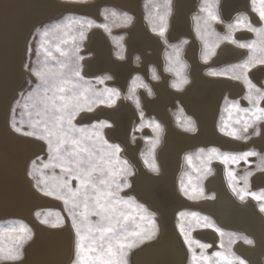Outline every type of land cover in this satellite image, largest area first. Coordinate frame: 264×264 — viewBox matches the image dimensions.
Returning <instances> with one entry per match:
<instances>
[{"label":"rangeland","instance_id":"obj_1","mask_svg":"<svg viewBox=\"0 0 264 264\" xmlns=\"http://www.w3.org/2000/svg\"><path fill=\"white\" fill-rule=\"evenodd\" d=\"M56 1H59L60 3H64V4L68 3L67 5H70L72 7L84 6V5H96L99 7L96 9L95 13L85 12L78 9L67 10L63 13H54L49 17L35 23L30 28L29 33H27L25 37L24 49H23L24 51L22 52V58L20 63L21 64L20 68L22 70L23 78L21 79V83L18 86V88L15 90L8 105V109H7L8 113L6 115V125L14 135L16 134V136L22 138L26 137L27 139L36 141L41 145H43L42 146L43 150L30 157V159L28 160L25 166V175L33 191L36 194L38 193L37 194L38 196L47 199L49 203L47 202V204L37 205L35 206L36 208L33 207L30 212L32 215L30 214L29 217L20 216V215H8L6 217L0 218V226H3L5 229L3 233L5 244L9 243V236L11 235V233H9L8 228L11 225L15 224L18 227L19 224L22 223L31 230V239L28 240L23 246L22 258L14 262L0 261V264H16L25 259L27 248L35 239L36 225L41 227L45 226V228H53V229L59 228L61 230L64 229L68 230L70 236L72 235L71 251L69 258L66 260L65 264H73V260L75 259V239H76L75 231L72 228L71 218L64 205V202L53 196L44 195L41 191L38 190L36 186V180L33 179V177L29 176L28 174L29 171L31 170L33 161H36L37 165H40L41 159L45 162L47 161L48 158L47 145L45 144L44 141L38 140L34 136H25L22 135L21 133L15 132L11 126V122L13 119V107L16 105L17 101L23 103V97L21 96V93H23L26 96L27 93L31 91L32 88L35 87L36 83H38L36 76L33 75L31 71V69L36 65V61L38 59L37 48L38 45L40 44V36L38 35L37 30L43 29L45 26L58 23L62 21L65 17L84 18L86 20H90L94 22V25H107V30H105L104 27L93 26L89 28L87 27V25H85L84 26L85 38L82 41L78 39L74 41L79 45L80 48L78 55L83 57V59L79 61L81 67V75L85 78V80L90 81L92 87L97 92L102 94L100 98L105 100V103L94 104L93 110L90 112L81 111L77 115L73 123H75L77 126H91L92 124L97 123L99 121H107L111 125V127H106L102 130L103 136L109 143L120 145L122 151L119 153V155L120 157L128 161L134 173L133 175L127 177L129 183L131 184V187L123 189L120 192V196L124 198H127L129 196L134 197L137 203L144 205L148 209V211L154 213L155 223L157 225L158 231L156 232L155 236L152 239L146 240L144 243L140 244L138 247L130 251L127 257L128 264H137L135 262L136 252L138 250H142L148 247L149 245H152L155 242H156L155 244L159 243L165 232H174L173 234L174 236H176L177 240L179 241V245L181 246L183 251L184 261L182 264H190L192 253L189 251L188 245L185 244L184 238L183 236H181L180 230L177 227V225L178 223L181 222L185 224L189 222L192 223L195 222L192 221V218L190 216L181 218L179 216V213L181 212H185V213L195 212L202 217H208L216 228L221 229L226 234L224 237H221L220 233L217 232L212 227L193 228V230L191 231V238L193 240L199 241L201 244L210 245V247L203 250H201L195 244L193 245V249L198 257L200 256L201 251H203L204 256L211 258L206 262L201 261L200 264H212L213 261H216L217 264H225V262L220 257L213 256V253L216 252H221L225 256H228L229 253H231L232 256H229V258L239 257L245 262V264H253L239 249L235 248L236 243H242L248 247L256 246V242L254 241L253 237H251L250 235L246 234L243 231L235 230L222 225L214 218V216L210 212L199 208L201 206L200 205L201 203H207V202L211 203V201L214 202L220 197L221 195L220 192L216 191V189L213 188L212 186V182L216 178L215 176H217V170L219 169L220 173L222 172L221 175L225 183L226 189L229 192V194L233 197V199H236V201L238 202H248L250 200L252 204L257 208L260 215L264 218V212L260 211V206L261 204H264V200L254 199L251 195V193H257V195H259L261 191L264 190V185H259L260 187L259 186L257 187L254 186L253 183L255 177L256 178L264 177L263 176L264 168L258 167V165H260V157H264V139H263L264 121L257 122L253 128H249L248 132L243 134L244 136L247 137V139H235L232 136L228 135L227 133L231 131L234 127H239V125L235 124L236 118L239 115H245V114L242 113L238 114L235 111V109H233L230 106V104L225 103V99L227 98L229 102L232 101L238 102L240 108H251L252 105L249 103V100L246 98L248 95V89L242 79L231 78V73L225 75L210 74L212 72H216V73L225 72L227 69L230 68V66L241 63L242 61L247 59L249 55V50L247 48H240L236 44L230 43L228 41H223L219 44V47L215 48V54L210 56V58L205 62L202 59L204 42L200 38V35H198L197 33V21L195 19V17L197 16L203 17L206 15V13L201 11V6L203 5L204 0H195L196 1L195 2L196 5L194 8L195 10L193 11L190 17L191 19L190 29L194 37V41L196 42L197 45V61L199 64L204 66L201 72L203 71L202 74L205 77L211 79V81H209V84H211L212 86H210L208 90L209 91L208 93H210L208 96L213 97L215 99L214 101L215 103L210 104L206 100V98L208 97L206 96L204 97L205 101L203 100V102L204 103L207 102L205 104L209 105V107L214 109L213 116L211 115L214 135L218 136L217 138L220 139L221 143L227 142L232 144L233 146L228 144L225 147L222 146L221 144L210 142L209 144L196 143L192 147H187L178 154V156L179 155L180 156L179 157L177 156L178 157L176 161L177 164L175 163V165H173L174 168L175 167L176 168L174 169L173 166L171 168V172L173 171L174 172L169 173V177H170L169 184L170 182H172V178H174V186H173L174 188L169 184L164 186L162 182L158 185H154L152 180L157 181L160 178V176L164 173L163 172L164 167L159 160V154L162 152V149L166 148L167 150L168 149L170 150V145L168 146L166 144V139H164L166 138V134L168 130L167 129L169 124L168 120L170 121L172 129L174 128L173 130H175L180 135H185V136L195 135L199 129L198 116L192 113V110L191 109L189 110V108L185 106V104L181 102L179 98H177V96L182 95L183 93L188 91L191 88V86H193L194 77H193V67L191 64V60L188 57V51L191 48L190 46L192 44L191 42L192 39L188 35L182 33L181 35L178 34L177 36L173 37L172 22H174V16L176 13L175 0H171V11L166 18L167 27L163 37H161L158 34V32L153 31V25L159 23L158 20L156 19V9L154 5L163 4L164 0H137L136 2L137 12L129 8H124L115 5V3L104 2L99 0H56ZM210 2H213L215 4V11L220 17V22H213L211 24V28L214 29L215 32L219 33L221 36L227 33L228 31L227 25L233 23L239 14H245L254 26L256 27L261 26V21L259 19V16L257 15V13L253 12L252 10L251 0H248V11L251 12L253 16L247 11H241L233 14L230 18H227L224 15V11H223V7L225 3L224 0H210ZM113 10L117 14L127 13V15L131 17V21L125 22L124 19L122 18V15L113 17L111 15V12ZM253 17L258 18L256 22L253 20ZM141 22L142 25L145 27V29L148 31V33L154 36L155 38H157L159 40V44L161 43L160 44L162 51L160 52V58L162 61L161 67H158L157 63L155 62L156 58H154L153 56L154 46L147 45L146 47H144L145 49H143V47L137 48V47H133L131 42L129 41L130 40L129 32L135 29L136 27H138V25ZM200 23L202 25L203 21H201ZM79 28L80 25L78 24L74 26V29H79ZM95 31L102 33V35L107 40L109 46V55L107 56V58L109 59L108 60L109 62L114 63L113 68L109 67L108 64L107 66L104 65L102 66L101 64L98 65L99 59H97L98 57L90 49L89 44H90L91 35ZM73 34H76L75 31L73 32ZM233 36L235 40L241 42H249L256 39L255 34L247 30L235 31L233 33ZM184 41H186V43H183ZM53 43H55V41H53ZM69 43L71 44L73 43V41L70 40ZM173 46H180L179 59L184 65H186V67L180 69V71L181 74L187 78L188 82L186 84H183L180 89L174 88L172 86L173 82L178 80L176 71L179 68L178 65L172 63V61L175 60ZM61 47H66V45L61 44ZM227 47H232L239 50L240 55L239 57L235 56L233 59H231L232 61L226 60L220 62L224 58L223 53L226 51L225 48ZM29 49H31V51H29ZM42 55L43 54H41V58ZM56 55H58V53ZM87 60L96 61L97 63L98 69L95 70L93 74L87 73V69H86ZM168 69H172V70H168ZM255 69L264 70V65L257 64L255 67H252L247 72V76L252 81V83L256 85L257 88L264 90V77H262L258 81L254 75L256 71ZM153 70L155 71L156 77H158L157 79H153ZM104 77H110V79H105L103 83H98V78L102 79ZM137 77H139V80L136 79ZM164 81H165V86L167 88L166 92L168 95V98H166L165 99L166 101L164 102L165 104L164 109L168 118H166V116L165 118H163V116L156 111V107L154 106L155 105L154 102L157 98V92H156L157 85L163 84ZM214 81H221L225 83V87L217 88L218 87L217 85H216L217 87L213 86L215 85L212 83ZM217 83L219 84V82ZM141 84L147 85V88L142 87ZM106 88L116 89L119 92V96L115 98V102L111 106H108L107 103L108 94L104 92V89ZM148 89H151V94H149ZM136 99L139 100V108L135 103ZM122 101L126 104L127 107L120 108V110H118L119 112L118 111L116 112L118 115H114L112 118L104 115L97 119H93L91 121H86V122L80 121V117H82V115L85 113H94L95 111L100 109H107V110L115 109ZM258 107L264 108V100H261L259 102ZM23 112L24 110L22 108L16 107L15 119L17 121L18 126H20V121L24 120L25 123L22 125L23 130L28 131L29 128H28V124L26 123L28 117L27 115H22ZM141 113H143V120L141 119ZM151 121L158 122L162 127V132H160L159 134V142L155 145L154 151H152L153 141L156 140L157 134L156 132L153 131L152 127L148 126L149 122ZM142 123L144 124V126L140 127ZM221 128H224V131H222ZM256 130L259 131V135L255 134ZM124 137H126V140L124 139ZM180 146L181 145L179 144V142H177V144L175 142V145H171V148L173 147L172 149L174 150L176 149V147L179 148ZM172 149L170 151H172ZM201 149L204 150L203 153H201L200 151ZM210 149H217L218 153L220 154L231 153L234 155H239L244 152L253 151L258 153V155L249 156L247 157L246 160H239L237 162L229 161L226 164L223 162L222 159L217 158L216 156L209 158L208 153ZM134 152L137 154L138 161L141 163L144 173L141 174L139 173L135 163L131 159L132 154ZM187 156H191V162H189V160L186 159ZM38 157L41 159H38ZM153 159L156 165H158L159 168L158 172H154L150 170L148 164L145 163V160H148L150 164ZM44 171L45 174L49 176L53 173V171L57 175L60 174L59 168H56L54 170L45 169ZM229 172L233 173L236 177L235 181L232 182V186H230V177L228 175ZM248 173H251V175H248V186L246 192L242 193L244 195V199L241 200L240 196H238L233 191V187L237 188L238 190L243 189L245 185H244V180L242 178L245 177ZM156 176H158V178H155ZM38 178H39V174H37V179ZM146 178L148 180H146ZM182 182L185 186L184 191L181 190ZM4 183L6 184L7 182L2 180L0 184V191L2 189L4 191L5 189L4 192H7L8 186H5ZM76 183L77 182L75 180L72 181L73 188L76 187ZM41 187H43V185H41ZM14 188H13L14 190L13 193L14 192L15 193L13 194L12 197L15 198V201L14 202L10 201V203L11 205H15L16 208L18 209V207L21 208L23 204H25L24 203L25 200L23 199L24 197L21 196L22 195L21 193L18 194L20 188L18 186ZM200 189L203 190L202 193ZM16 190H18L17 191L18 195L16 194ZM185 192H187L188 194L186 195ZM150 196L155 197L156 201L151 202V200L147 198ZM18 197L20 198V200L18 199ZM4 198L6 199L1 200L0 203L5 204L4 202L7 201L6 204H10L8 203L9 202L8 198L7 197ZM166 198L168 200L167 201L168 204L165 205ZM164 207H166L167 209H165ZM169 211H173L171 218L169 217L168 214L170 213ZM58 217L61 218L59 221H58ZM90 219L95 221L98 218L92 216L90 217ZM42 221H47V223ZM57 223H59V226L56 227L52 226L53 224H57ZM204 230H211L214 232L216 236L214 243L199 236L198 232ZM228 233L235 234L238 237H247L249 240L252 241V243L251 244L245 243L243 239H234L230 243L229 237L227 235ZM261 260H262V264H264V255L262 256Z\"/></svg>","mask_w":264,"mask_h":264},{"label":"snow or ice","instance_id":"obj_2","mask_svg":"<svg viewBox=\"0 0 264 264\" xmlns=\"http://www.w3.org/2000/svg\"><path fill=\"white\" fill-rule=\"evenodd\" d=\"M252 10L257 13L261 21V26H254L245 14H239L235 21L227 25L228 31L224 35L216 33L211 28L213 22H220V17L215 11V4L210 0H204L201 11L205 16L195 17L197 21V33L204 42L202 59L206 62L210 56L215 54V48L223 41L236 44L240 48H247L249 55L247 59L239 64L230 66L225 72H212L211 75H225L231 73V78L242 79L248 89L247 99L252 105L251 108H240L236 101L226 104L235 109L239 115L234 127L227 134L235 139H247L244 133L249 128H253L257 122L264 121V108H259V102L264 100V90L257 88L248 78L247 72L257 64L264 65V0H251ZM156 9V19L158 24L153 25V31L163 37L166 31V18L171 11V0H164L163 4L154 5ZM107 11V10H106ZM113 17L122 15L125 22H130L131 17L124 14H117L114 10L111 12ZM201 21L203 24L201 25ZM80 25L79 29H74L75 25ZM85 25L87 27H104L107 25H94V22L84 18L65 17L62 21L38 29L40 44L37 48L36 65L31 69L32 74L36 76L38 83L31 91L23 97V103L16 102L13 107V119L11 126L17 133L25 136H34L42 140L47 145L48 158L40 165L36 161L32 162L29 176L36 180V186L46 196H53L64 202V205L71 218L72 228L75 231V259L73 264H128L127 257L130 251L146 240L152 239L158 231L155 223L154 213L135 201L134 197H121L120 192L131 187L127 177L133 175L131 165L126 159L120 157L122 151L120 145L109 143L103 136L102 130L111 127L107 121H99L91 126H77L73 121L81 111H92L96 103H105L101 99V93L97 92L90 81L85 80L81 75L79 61L83 57L79 56V45L74 41L85 38ZM238 30H247L255 34L256 39L249 42H241L234 39L233 33ZM75 31L76 34H73ZM50 38V39H49ZM73 43H69V41ZM55 41V43H53ZM183 43H186L184 41ZM61 44L66 47H61ZM175 60L172 63L179 66L176 71L178 77L172 86L180 89L186 84L187 78L181 74L180 69L186 67L180 59V46H173ZM31 51V49H29ZM58 53V55H56ZM41 54L42 58H41ZM172 70V69H168ZM153 70V79H157ZM110 77L98 78V83H103ZM139 80V77L136 78ZM135 84V81H134ZM147 88V85L141 84ZM131 91V90H130ZM108 94V106L115 102L119 96L116 89H104ZM151 94V89H148ZM135 103L139 108V100ZM16 107L24 110L22 115H27L28 131H24L22 125L24 120L20 121L18 126L15 119ZM143 120V113H141ZM142 123L140 127H143ZM150 127L156 132L157 138L153 141L155 145L159 142V134L162 127L158 122H149ZM224 131V128H221ZM255 134L259 135L256 130ZM203 153V149L200 150ZM209 158L216 156L224 163L229 161L237 162L246 160L249 156H257L258 153L248 151L239 155L231 153H218L217 149L209 150ZM191 162V156L186 157ZM150 170L158 172L159 168L154 159L149 164L145 160ZM260 168H264V157H260ZM60 169L57 175L54 171L49 176L45 174V169ZM37 174L39 178L37 179ZM230 177V186L236 177L233 173H228ZM248 173L242 179L245 187L233 191L244 199L242 193L246 192L248 186ZM75 180L76 187H72V181ZM43 185V187H41ZM184 184L181 183V190L184 191ZM202 193V189H200ZM187 195L188 193L185 192ZM257 200H264V190L259 195L251 193ZM260 211L264 212V204H261ZM58 215V214H57ZM95 216L98 219L91 220ZM181 218L190 216L192 221L187 224L181 222L177 227L185 244L188 245L192 253L190 264H200L201 261H208L211 258L204 256L201 251L198 257L193 249L195 244L201 250L210 247L207 244H201L199 241L191 238V231L194 227H212L220 233L221 237L226 234L210 221L208 217H202L198 213H179ZM61 218L58 217V221ZM47 223V221H42ZM53 227L59 226V223L53 224ZM5 229L0 226V261H18L22 258V249L24 244L31 239V230L22 223L17 227L15 224L8 228L9 243L4 242ZM229 242L234 239H243L245 243L251 244L252 241L247 237H238L235 234L228 233ZM223 246V245H222ZM213 256L220 257L225 264H245L239 257L229 258V253L225 256L221 252L213 253ZM212 264H217L213 261Z\"/></svg>","mask_w":264,"mask_h":264},{"label":"bare ground","instance_id":"obj_3","mask_svg":"<svg viewBox=\"0 0 264 264\" xmlns=\"http://www.w3.org/2000/svg\"><path fill=\"white\" fill-rule=\"evenodd\" d=\"M99 1L115 3V5L124 8H129L137 12V6H136L137 0H99ZM195 2H196L195 0H175L176 13L174 16V22H172L173 23L172 32H173V37L177 36L178 34L181 35L182 33L188 35L192 39V41L190 40L192 44L190 46L191 48L188 51V57L191 60V64L193 67V77H194L193 86H191V88L182 95L177 96V98H179L180 101L183 102L185 106L189 108V110L191 109L192 113L198 116L199 129L195 135H191V136L180 135L175 130H173L174 128L172 129L170 121L168 120L169 123L167 128L168 130H167L166 138H164L166 139V144L168 146L170 145V150L173 148V147L171 148V145H175V142L176 144L177 142H179L181 146L179 148L176 147V149L174 150L172 149V151H170L169 149L167 150L166 148L162 149L161 153L159 151L160 153L159 160L164 167L163 168L164 173L161 176L159 175L160 178L157 181L152 180L154 185H158L161 182L164 184V186L169 184V179H170L169 173L174 172V171L171 172V168L173 165H175V163L177 164L176 162L177 158L180 156V155L178 156V154L187 147H192L196 143L209 144L210 142L218 143L225 147L228 144L233 146L232 144L227 142L221 143L220 139L217 138L218 136L214 135L213 127H212V119H211V115L213 116L214 109L209 107V105L205 104L207 102L205 103L203 102V100L205 101L204 97L210 94L208 93L209 92L208 90L212 85L209 84V81H211V79L205 77L202 74L203 71L201 72L204 66L199 64L197 61V45L196 42L194 41V37L190 29V23H191L190 17L193 11L195 10L194 9L196 5ZM224 2L225 3H224L223 11L225 17L227 18H230L233 14L237 12H241V11L249 12L248 4H247L248 0H224ZM67 4L60 3L59 1L56 0H0V168H1L0 184L2 180L7 182L6 183L7 185L5 183L4 184L5 186H8L7 192L9 191L8 193L4 192L5 189L4 191L3 189L0 191V201L3 199L5 200L6 198L4 197H7L9 200L8 203H10V201L14 202L15 198L12 196L15 193V192L13 193V191L15 190L14 187L17 186L20 188L19 189L20 192L16 190V194L18 191V194L21 193L22 195L21 194L20 195L23 196L24 197L23 199L25 200L24 201L25 204H23L21 208L18 207V209L16 208L15 205H11V203L6 204L7 201L6 202L3 201L5 204L0 203V216L20 215V216L29 217L31 214L30 213L31 209L33 207L37 205L47 204L48 202L47 199L38 196L37 195L38 193L36 194L33 191L25 175V166L28 160L36 153L42 151L43 145H41L36 141L27 139L26 137L22 138L16 136V134L14 135L6 125V115L8 113L7 109L10 100L15 90L20 85L21 79L23 78L22 70L20 68L21 66L20 63L22 58V52L24 51L23 50L24 41L27 33H29V30L33 26V24H35V22L39 21L45 16L49 15L50 13L54 11L56 12V10L59 11L67 8H73L85 12L95 13L96 9L99 7L96 5H84V6H75L76 7L75 8ZM249 13L252 15L251 12ZM257 19L258 18L253 17V20L255 22L257 21ZM129 34H130L129 41L131 42L133 47H137V48L143 47V49H145L144 47H146L147 45L154 46L153 56L154 58H156L155 62L157 63L158 67H161L162 65V61L160 58V52H162L160 45L161 43L159 44V40L148 33V31L142 25V22L138 25V27L130 31ZM89 45H90V49L98 57L97 59H99L98 65L101 64L102 66L103 65L107 66L108 64L109 67L113 68L114 63L109 62L108 61L109 59L107 58V56L109 55V46L107 40L102 35V33L95 31L91 35ZM225 49L226 51L223 53L224 58L220 62L231 60L235 56L239 57L240 55L239 50L235 48L227 47ZM86 67H87L86 68L87 73H91V74H93L95 70L98 69L96 61H92V60L91 61L87 60ZM254 75L256 79L259 81L262 77H264V70L257 69ZM217 82H219V84ZM212 83L215 84L213 86L217 85L218 86V87L216 86L217 88L225 87V83L221 81H214ZM166 89L167 88L165 86V81L163 84L157 85V91H156L157 98L154 102L156 111L160 115H162L163 118H165V116L166 118H168L164 109V105H165L164 102L166 101L165 99L168 98ZM206 100L210 104L215 103L214 102L215 99L213 97L208 96ZM122 107H127L123 101L115 109H111V110L100 109L97 111L103 110L104 111L103 115L112 118L114 115H118L116 112L120 110V108ZM92 114L93 113H85L82 115V117L84 116L89 117ZM124 139L126 140V137H124ZM131 159L135 163L139 173L140 174L144 173L143 167L141 166V163L138 161V157L135 152L132 154ZM221 173L220 170L218 169L217 176H215L216 178L212 182L213 188H215L216 191L220 192L221 194L220 197L214 202L211 201V203L210 202L201 203L200 204L201 206L199 208L210 212L214 216V218L222 225L235 230L243 231L246 234L253 237L254 241L256 242V246L248 247L245 244L236 243L235 248L239 249L253 264H262L261 259L262 256L264 255V218L260 215L257 208L252 204L250 200L248 202H238L236 201V199H233V197L229 194V192L226 189ZM155 178H158V176H156ZM146 180L148 179L146 178ZM253 183L254 186L257 187L259 185H264V177H258V178L255 177ZM169 185L172 187L174 186V178H172V182H170ZM147 198H149L151 202L156 201L155 197L150 196ZM18 199L20 200L19 197ZM165 201H166L165 205L168 204L167 198L165 199ZM164 208L167 209L166 207ZM169 212L170 213L168 214L169 217L171 218L173 211H169ZM35 232H36L35 239L28 246L25 259L16 264H65L66 260L69 258L71 251L72 235L70 236L69 231L65 229L61 230L59 228L58 229L45 228V226L41 227L36 225ZM173 233L174 232H165L159 243L155 244L156 243L155 242L152 245H149L148 247L142 250H138L135 255L136 256L135 262L137 264H182L184 261L183 251L181 246L179 245V241L177 240L176 236H174ZM198 234L200 237L209 240L212 243L215 242L216 236L214 232L211 230H204L198 232Z\"/></svg>","mask_w":264,"mask_h":264},{"label":"water","instance_id":"obj_4","mask_svg":"<svg viewBox=\"0 0 264 264\" xmlns=\"http://www.w3.org/2000/svg\"><path fill=\"white\" fill-rule=\"evenodd\" d=\"M71 9H73V8H67V9H63V10H56V12L54 11V12H52V13H50L49 15H47V16H45L44 18H42V19H40L39 21H41V20H43V19H45V18H47V17H49L50 15H52V14H54V13H57V12H60V13H63V12H65V11H67V10H71ZM39 21H37V22H39ZM37 22H35V23H37ZM34 25V24H33ZM103 110H101V111H97V112H95V113H93L92 115H90L89 117H81L80 118V121H82V122H86V121H91V120H93V119H97V118H99V117H101V116H104L103 115ZM6 216H8V215H1L0 216V218H2V217H6Z\"/></svg>","mask_w":264,"mask_h":264},{"label":"crops","instance_id":"obj_5","mask_svg":"<svg viewBox=\"0 0 264 264\" xmlns=\"http://www.w3.org/2000/svg\"><path fill=\"white\" fill-rule=\"evenodd\" d=\"M247 4H248V2H247ZM258 77V76H257Z\"/></svg>","mask_w":264,"mask_h":264}]
</instances>
